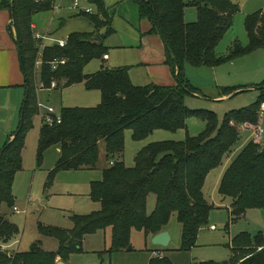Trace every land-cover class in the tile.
<instances>
[{"label":"trees","instance_id":"obj_1","mask_svg":"<svg viewBox=\"0 0 264 264\" xmlns=\"http://www.w3.org/2000/svg\"><path fill=\"white\" fill-rule=\"evenodd\" d=\"M139 18L146 20L151 34H162L166 48V64L175 79L174 86L148 84L134 86L128 68L102 66L93 74H85V66L107 55L103 45L113 32L111 20L102 0H87L96 9L85 13L94 26L93 33H72L63 47H43L38 56L32 29L35 12L49 11L52 0H1L0 9L13 8L12 26L20 49V70L24 77L26 100L20 110V123L14 135L0 149V243L6 245L18 233L17 227L5 219L2 206L12 209V184L20 169L24 137L38 114L37 90L83 84L87 91H98L100 103L92 108H62L61 123L40 126L36 160L52 145L60 157L58 170H82L96 166L99 143L103 141L105 158L110 161L100 182L91 186V197L101 209L84 216H72L71 229L43 228L42 234L58 240L55 252H45L33 244L27 252L7 255L0 245V264H57L67 262L69 255L82 251L85 236L110 229L111 252L130 245L131 230L154 236L164 231L173 214L181 225L180 249L196 246L200 230L207 226L213 205L204 190L208 174L222 164L236 146L241 126L255 129L259 122V106L264 101V81L255 86L256 102L226 113L220 122L214 112L190 110L185 98L199 94L184 75V66L219 67L264 48V10L246 16L244 28L248 43L233 41L224 57H216L215 48L231 28L239 8L229 0H133ZM195 7L197 20L184 21L186 7ZM159 25V26H158ZM102 31V32H101ZM64 60L55 69L53 60ZM40 61L39 67L36 62ZM176 63V65H175ZM39 83V85H38ZM221 96L238 88H219ZM241 89H238V91ZM194 118L205 124L204 130L185 140L148 144L134 155V165L126 167L120 159L124 150V132L131 131L133 141L146 139L156 130L176 132L186 128V120ZM253 141L247 143L224 171L218 187L223 198L231 199L230 217L235 221L249 209H264V152ZM52 175L50 176V178ZM155 197L154 209L147 210L148 197ZM231 258L223 262L192 264H264V237L237 235L228 246ZM153 264H170L160 259Z\"/></svg>","mask_w":264,"mask_h":264},{"label":"rangeland","instance_id":"obj_2","mask_svg":"<svg viewBox=\"0 0 264 264\" xmlns=\"http://www.w3.org/2000/svg\"><path fill=\"white\" fill-rule=\"evenodd\" d=\"M229 1L239 8V12L235 14L231 28L215 48V55L218 58L227 54L229 46L235 40L242 46L247 45L248 39L244 28L245 18L262 10L264 6V0ZM58 2L59 0H57ZM87 4L85 0H82L79 8ZM49 14L41 12L33 17L39 31L44 32L46 30L43 27L49 24L51 18ZM196 20L195 7H186L184 21L193 23ZM120 35L121 31H115L113 35L103 41L104 46L108 47V55L113 54V48L119 42ZM111 61L103 63L100 60H93L85 66L84 73L97 72L102 65L101 63L105 67H112ZM184 75L189 83L199 90V94L185 98V106L190 110L214 112L221 122L226 113L248 107L257 101L259 92L253 84L264 80V48L255 54L238 58L215 68H196L186 64ZM220 86L241 90L238 91L237 89L234 93L223 98L219 89ZM54 87L50 86L45 90L54 89ZM23 90L16 87H0V149L5 146L8 134L14 135L19 127V112L24 98ZM100 101L101 95L98 91H86L81 83L70 87L59 86L55 90L43 91L39 94L41 108L49 105L57 113L62 108H92L97 106ZM9 109L17 112L10 127L8 124ZM38 114L32 120V127L25 133V147L21 153L20 169L16 172L12 184L15 207L19 210L18 214L12 212L8 219L18 229V233L6 244L12 253L27 252L36 243L45 252H55L59 246L58 240L42 234L40 227L71 229L73 227V215L84 216L99 211L101 205L92 199L91 186L93 183L102 180L103 170L110 163L105 158L104 143L101 141L99 143V159L94 168L58 170L52 174L56 169L60 150L57 145H52L43 152L37 162L36 148L40 129ZM258 126L263 131L260 139L254 138L252 131L239 130L240 138L236 146L227 157L223 158L222 164L208 174L203 191L213 208L210 211L207 226L202 228L198 234L195 247L188 251L180 249L181 225L173 214L165 230L170 237L166 247L153 245L150 236L133 229L130 233V245H128L131 250L127 251L126 248L118 252H111V231L105 229L85 236L81 245L82 251L69 255L67 262L59 259L57 262L64 264H153L164 259L170 264H192L208 261L219 263L231 258L228 246L231 245L232 240L237 235L245 233L252 240L259 234L264 237V209H249L243 216L232 222L230 217L231 199L223 198L218 193L219 182L224 171L241 149L251 141L260 145L261 140L260 146H264V112L259 113ZM204 128L203 122L188 118L185 129L176 132L156 130L139 142L133 141L131 131L126 130L124 132V150L120 159L126 167H132L135 153L148 144L162 141H183L186 137L197 136ZM154 204L155 197L150 195L147 204L148 212L154 209ZM10 210L6 206H2V213L8 214ZM211 225L215 227V230L209 229Z\"/></svg>","mask_w":264,"mask_h":264},{"label":"crops","instance_id":"obj_3","mask_svg":"<svg viewBox=\"0 0 264 264\" xmlns=\"http://www.w3.org/2000/svg\"><path fill=\"white\" fill-rule=\"evenodd\" d=\"M40 1L45 0H38L37 2ZM102 1L107 10V15L111 20V27L113 30V32L107 37L113 35L115 31H121V35L119 42L115 44L113 48V54L110 56L107 53L108 59L104 60L102 58L100 61L104 63L109 62L112 59L110 64L112 67H107L110 69L123 67L128 68V74L134 86H146L148 84L174 86L176 83L174 76L171 73L170 67L166 64L165 44L162 41L160 35L149 33L151 26L146 20H141L139 18L138 6L136 3L133 0ZM85 2L88 3L87 0H85ZM89 6L92 7V13H95V7L89 3L84 7L74 8L72 0H59L58 3L57 0H52V8L49 11L35 12L32 16L31 26L34 32V37H38V40L35 39L37 43V49L38 45H42L43 47L58 45L59 41H66L67 37L72 33H93V24L87 16L82 15L83 11L81 10V8ZM262 10H264V6ZM41 12L50 13L49 15L51 16L48 26L44 25L43 27V29H46L44 32L38 30L37 23L33 20V17ZM11 21L12 18L10 11L7 9H0V87H16L24 89V77L20 70V63L16 52L15 30ZM91 28L92 30L90 31ZM106 49L108 51V47H106ZM103 63H101L102 65L100 66V69L102 66H104ZM263 81L264 80L253 85L257 86ZM220 87L224 88V86ZM55 89L56 87L49 90L39 88L37 90L38 104H40V93L43 91L49 92ZM23 96L25 98V93ZM223 98L225 97L223 96ZM48 106L49 105L46 107ZM9 113L10 115L8 124L10 127V125L13 123V117L17 115V112H13L12 109H9ZM37 118L39 122V117L37 116ZM258 127L259 126L256 128ZM252 128H254L252 125L245 124L241 126L239 130L241 131V129H245L254 133L256 128L253 130ZM10 136L11 135L8 134V138H10ZM260 143L262 144L261 140ZM14 208H16L15 200L10 213H3L7 221H9L8 219L12 212L16 214L19 213V210L16 208L18 212H15ZM150 238H152V236H150Z\"/></svg>","mask_w":264,"mask_h":264},{"label":"built area","instance_id":"obj_4","mask_svg":"<svg viewBox=\"0 0 264 264\" xmlns=\"http://www.w3.org/2000/svg\"><path fill=\"white\" fill-rule=\"evenodd\" d=\"M80 1L81 0H72V4H73V7L74 8H79V4H80ZM81 10L85 13H92V7H86V8H81ZM36 40H38V37L35 38ZM66 44V41H59L58 43V46L59 47H63L64 45ZM37 45V43H36ZM43 49V46L42 45H38V56L39 58L41 57V51ZM103 59L104 60H107L108 59V55H104L103 56ZM64 63V60L62 59H56V60H53L50 65L52 66L53 69H55L59 64H63ZM40 65V61L36 62V67H39ZM51 87H56V84L55 82H51ZM54 87V88H55ZM43 110V111H42ZM259 111L260 112H264V101L261 102L260 106H259ZM38 117H39V122H40V125H47L49 127H52L54 125H57V124H60L61 123V115H60V112L57 113L56 110L53 108V107H44V108H41V106L38 104ZM262 130L261 129H257L256 131H254V138L256 139H260L261 137V134H262ZM14 211L15 212H18V210L16 208H14ZM215 227L214 226H211L210 227V230H214ZM1 247L4 251L7 252V255L8 256H11V252L9 251V246L8 245H4V244H1Z\"/></svg>","mask_w":264,"mask_h":264},{"label":"water","instance_id":"obj_5","mask_svg":"<svg viewBox=\"0 0 264 264\" xmlns=\"http://www.w3.org/2000/svg\"><path fill=\"white\" fill-rule=\"evenodd\" d=\"M10 14H11V18L13 19V8H11L10 10ZM159 26V25H158ZM160 37L162 39V41L164 42V38L162 36V34L160 33ZM165 44V42H164ZM166 46V45H165ZM16 52H17V56H18V59L20 60V49H19V46L16 44ZM176 65V63H175ZM26 100V97L24 98V101ZM260 152H264V146L262 147V149L260 150ZM169 240H170V237L168 235V232L167 231H162L156 235H154L152 238H151V243L155 246H160V247H166L168 246L169 244ZM127 251H130L131 250V247H127L126 249ZM57 264H64L62 262H57Z\"/></svg>","mask_w":264,"mask_h":264}]
</instances>
